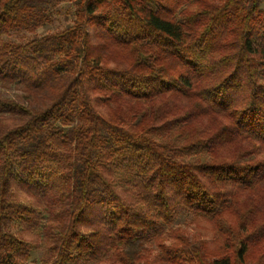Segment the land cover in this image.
Masks as SVG:
<instances>
[{"label":"trees","instance_id":"obj_1","mask_svg":"<svg viewBox=\"0 0 264 264\" xmlns=\"http://www.w3.org/2000/svg\"><path fill=\"white\" fill-rule=\"evenodd\" d=\"M0 88V264H264L263 0H0Z\"/></svg>","mask_w":264,"mask_h":264},{"label":"rangeland","instance_id":"obj_2","mask_svg":"<svg viewBox=\"0 0 264 264\" xmlns=\"http://www.w3.org/2000/svg\"><path fill=\"white\" fill-rule=\"evenodd\" d=\"M263 7H264V0H263ZM52 11V19L51 21L45 26L38 29L35 33L37 35H45L48 33L56 32L58 30H62L69 25H72L75 18L74 6L67 2L63 1L56 4L54 7L51 8ZM24 37H31L33 33H24L22 34ZM14 38H19V35L14 36ZM0 91L9 95V96H16L19 93L18 90L15 88L4 90L0 88ZM187 219V218H186ZM186 219L181 220V224L184 225L185 229L192 232L193 227L187 226ZM42 255V250H34L30 259V264H40V257Z\"/></svg>","mask_w":264,"mask_h":264}]
</instances>
